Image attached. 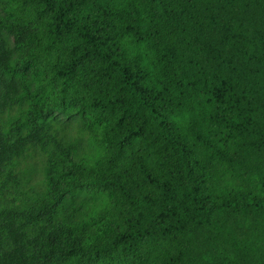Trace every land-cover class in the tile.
<instances>
[{
    "label": "trees",
    "instance_id": "16d2710c",
    "mask_svg": "<svg viewBox=\"0 0 264 264\" xmlns=\"http://www.w3.org/2000/svg\"><path fill=\"white\" fill-rule=\"evenodd\" d=\"M0 264H264V0H0Z\"/></svg>",
    "mask_w": 264,
    "mask_h": 264
}]
</instances>
